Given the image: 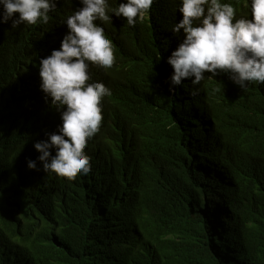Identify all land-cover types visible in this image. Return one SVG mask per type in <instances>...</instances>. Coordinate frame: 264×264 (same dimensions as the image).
I'll return each mask as SVG.
<instances>
[{"label":"trees","instance_id":"trees-1","mask_svg":"<svg viewBox=\"0 0 264 264\" xmlns=\"http://www.w3.org/2000/svg\"><path fill=\"white\" fill-rule=\"evenodd\" d=\"M179 5L154 0L134 27L97 21L116 60L89 73L112 94L75 179L26 161L61 124L39 59L79 0H57L47 24L0 23V264H264V84L206 73L169 91Z\"/></svg>","mask_w":264,"mask_h":264},{"label":"clouds","instance_id":"clouds-1","mask_svg":"<svg viewBox=\"0 0 264 264\" xmlns=\"http://www.w3.org/2000/svg\"><path fill=\"white\" fill-rule=\"evenodd\" d=\"M154 0H120L111 7L109 0H79L81 5L64 24L67 33L58 49L39 59L40 89L45 99L60 112L57 131L45 133L47 139L34 143L39 153L28 159L27 168L75 179L91 170V157L85 148L100 130L102 100L111 96L103 82L92 81L90 65L110 69L116 56L112 40L103 24L113 15L135 26L149 13ZM249 12L227 0H180L182 18L174 23L172 32L183 39L167 57L173 72L169 91L186 79L198 85L210 73H220L241 89L250 82L264 84V0H247ZM57 0H0V23L47 24ZM91 81V82H90ZM194 88L192 94L198 93ZM54 152V154H53Z\"/></svg>","mask_w":264,"mask_h":264},{"label":"bare ground","instance_id":"bare-ground-1","mask_svg":"<svg viewBox=\"0 0 264 264\" xmlns=\"http://www.w3.org/2000/svg\"><path fill=\"white\" fill-rule=\"evenodd\" d=\"M52 27V26H51Z\"/></svg>","mask_w":264,"mask_h":264}]
</instances>
